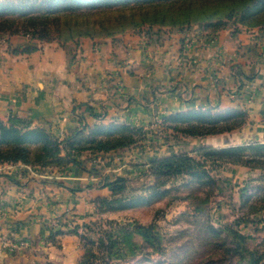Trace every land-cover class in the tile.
<instances>
[{
  "label": "crops",
  "instance_id": "crops-1",
  "mask_svg": "<svg viewBox=\"0 0 264 264\" xmlns=\"http://www.w3.org/2000/svg\"><path fill=\"white\" fill-rule=\"evenodd\" d=\"M36 47L0 49V121L17 117L58 140L81 125H127L145 135L128 149L84 151L63 167L0 163V264H76L81 240L68 231L95 218L107 182L205 146L264 143V28H151ZM235 111L246 119L231 132L187 137L167 128L176 115ZM221 173L230 183L257 175L230 164ZM19 242L26 247L5 246Z\"/></svg>",
  "mask_w": 264,
  "mask_h": 264
},
{
  "label": "trees",
  "instance_id": "trees-1",
  "mask_svg": "<svg viewBox=\"0 0 264 264\" xmlns=\"http://www.w3.org/2000/svg\"><path fill=\"white\" fill-rule=\"evenodd\" d=\"M228 21L247 28L263 27L264 0H12L0 3V32L30 35L44 42L113 38L143 26L181 29L204 23L212 29L211 34H216ZM245 119V113L239 111L215 115L192 112L169 118L167 128L187 137H202L236 130ZM144 135L127 125L92 128L81 125L58 140L44 127L10 117L7 122L0 121V163L63 167L76 162L84 151L106 153L128 149ZM194 152L206 161L264 171V143L227 148L205 146ZM201 166L200 161L185 153L149 162L150 171L157 175L198 173ZM108 187L113 193L117 183H110ZM105 203V199H100L99 208ZM221 230L208 225L206 233L210 239H217ZM224 230L238 236L233 227ZM114 243L104 248L110 249ZM220 246H225L224 242ZM235 250L228 247L215 258L196 264L228 263Z\"/></svg>",
  "mask_w": 264,
  "mask_h": 264
},
{
  "label": "rangeland",
  "instance_id": "rangeland-1",
  "mask_svg": "<svg viewBox=\"0 0 264 264\" xmlns=\"http://www.w3.org/2000/svg\"><path fill=\"white\" fill-rule=\"evenodd\" d=\"M6 1L12 0L0 3ZM191 26L212 32L206 23ZM227 27L235 32L264 28H247L228 21L221 30ZM148 29L151 28L143 26L125 32ZM80 40L44 42L30 35L0 32V49L4 47L18 55L33 52L37 45L55 43L64 47ZM184 153L203 164L198 173L157 175L148 164L137 178L116 177L107 182L110 194L100 198L106 203L100 208L97 205L95 218L81 231L76 227L68 231L81 240L76 264H196L215 258L228 247L236 250L231 262L225 264H264V171L252 169L257 172L253 178L230 183L221 173L222 166L227 164L206 161L194 151ZM110 183H117L113 193L108 187ZM208 225L223 229L219 238L210 239L206 233ZM225 227H233L238 236L224 230ZM99 242L101 246H97ZM110 242L115 245L104 248Z\"/></svg>",
  "mask_w": 264,
  "mask_h": 264
},
{
  "label": "built area",
  "instance_id": "built-area-1",
  "mask_svg": "<svg viewBox=\"0 0 264 264\" xmlns=\"http://www.w3.org/2000/svg\"><path fill=\"white\" fill-rule=\"evenodd\" d=\"M26 243L25 242H19V243H8L6 244V248H8V250L10 252H14L16 250H20L22 249L23 247H26Z\"/></svg>",
  "mask_w": 264,
  "mask_h": 264
}]
</instances>
